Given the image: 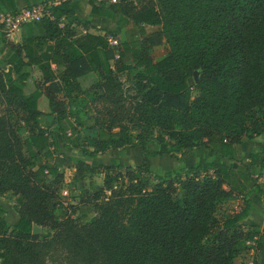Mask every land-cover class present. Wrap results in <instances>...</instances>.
I'll return each mask as SVG.
<instances>
[{"label":"trees","instance_id":"obj_1","mask_svg":"<svg viewBox=\"0 0 264 264\" xmlns=\"http://www.w3.org/2000/svg\"><path fill=\"white\" fill-rule=\"evenodd\" d=\"M73 1L46 4L38 22L20 27V43H6L0 195L18 200L19 219L9 226L0 207V264H238L237 254L253 248L241 244V227L252 210L249 196L264 202L262 153H241L244 139L264 131V0H88L99 17L105 16L99 6L112 4L113 27L103 35L88 32L97 20L74 18ZM16 12L15 0H0V16ZM115 28L126 35L117 54L107 42ZM147 49L167 52L154 61ZM127 57L137 71L134 95L122 92L115 76L126 70L121 61ZM110 61L114 71L106 69ZM32 66L41 73L43 90L38 86L27 95L26 69ZM57 94L68 103L92 96L86 109L91 115L79 117L75 126L87 135L93 149L88 156L113 153L111 166L92 171L105 172L101 189L81 194L94 212L84 224L67 212L57 218L63 175L47 164L30 167L38 155L60 150L54 132L38 127L45 116L38 109L41 95L49 114L57 115L64 104ZM152 129L166 152L144 143L142 133ZM131 130L140 133L136 143H130ZM125 148H139L142 164L134 171L124 166L128 183H119L116 155ZM200 149L209 159L190 168L150 169V158ZM142 174L154 180L151 189L143 186ZM237 197L239 211L220 222L218 202ZM33 225L48 233L32 235ZM257 243L264 245V226Z\"/></svg>","mask_w":264,"mask_h":264},{"label":"rangeland","instance_id":"obj_2","mask_svg":"<svg viewBox=\"0 0 264 264\" xmlns=\"http://www.w3.org/2000/svg\"><path fill=\"white\" fill-rule=\"evenodd\" d=\"M121 1L122 4H137L138 0H116V2ZM111 3V2H109ZM107 3L106 7L108 9V13H109V21L107 22L106 26L103 25V31H105L106 29H111L113 27V23L111 22V16L115 14V12H113L112 10H110L108 7L112 4ZM119 15V14H116ZM3 28V27H2ZM149 29V28H147ZM97 31H101L98 30ZM114 36H111L112 38H114L117 43L118 46L114 47V46H109L110 48H112L115 53L117 54L118 51L121 50L120 44L124 43L126 41V35H125V31L124 30H120L114 29ZM18 30H14L13 32H11L9 34V36H7V32L0 31V44L4 43L5 45V49L0 50V56L2 59H6V54L9 50L8 46H7V42L10 43H20L22 41V36L21 38L19 37L20 34L18 33ZM10 51V50H9ZM167 52V50H151V49H147V54L152 58V60L156 61L158 60L162 55H164ZM101 54V53H100ZM130 59L131 57H127L125 59H123L121 61V63L123 65H125L126 70L123 73H119L116 74V78L118 79V81L121 84V89L122 92L126 93L127 95H134L136 93V89L138 88V80L136 78L137 75V71L134 70L130 64ZM2 61V60H1ZM106 65V69L108 70L109 68L112 69L114 71L115 69V65L113 61H110L109 63L105 64ZM1 69V68H0ZM6 66L1 70H5ZM37 86H41L40 89L43 90V85L42 82H38ZM42 93L44 94V92L42 91ZM57 100H61L62 99V94H57L56 95ZM92 99V96H84V97H78L77 102H75L78 105H82L84 104L85 107L82 108V110H86L88 107V102ZM64 104H62V106L58 107V114L56 116V118H54L53 120H50L49 122H44L45 120H41L38 123V127L40 132H55L56 137L58 141L61 142L62 147H66V143L67 145H84L86 142V138H83L82 135H80L81 133L79 132V130L76 128L73 119H71L73 116L71 114L68 113L67 111V106L65 104V102H62ZM42 104V102L40 103ZM77 106V105H76ZM81 109V107L79 108ZM80 111V110H79ZM14 123L17 124L19 133H20V137L24 138L26 136V132L25 130L22 128L21 123L19 122L18 119L14 118L13 119ZM63 134H65V137L68 139L67 142L64 141L63 139ZM80 135V136H79ZM140 135V133L138 131H129L128 132V136L130 138V143H136V139L138 138V136ZM142 139L144 140V143L147 144L148 147H152L155 149H159L160 152H166L167 150V146L165 144H158L157 143V139L159 137V133L156 130H149L147 132L142 133ZM183 154H185V152H183ZM182 154V155H183ZM165 159L168 161L167 164H165V168L164 169H159L158 171H162V170H167L170 167L176 168L177 166H180L181 164V160L179 159L178 156H182L181 153H178L176 155L170 156L168 154H163ZM188 155V154H187ZM175 158L176 160L174 161L173 159ZM183 162V161H182ZM184 165V164H183ZM130 169L132 171H134L135 168L130 167ZM117 171L120 173V177L118 179L119 183H128L126 178L127 176H125V170L124 167H119L117 169ZM68 174V178L70 180L68 189H67V194L63 195L62 197L64 199H66V201H64L60 207H58L57 209H55V213L57 215V218H60L61 213L67 212L69 213L71 216L75 217L76 222L78 224H84V223H88L90 221L89 217H83V213L85 212L83 207H78L77 203L79 201V192L77 190L78 187L83 188L84 190H86V193H88L89 191V184L90 186L93 183H98L97 179L95 180V178L97 177L96 175H93L91 173H89L86 169V172L84 173L83 177H81L80 182L76 181V179L74 178L75 176V172L73 171V169L68 168L66 171ZM154 173V172H153ZM96 176V177H95ZM140 181L143 182V186H145L148 189H151V187H153L154 185V180L152 179V177L149 174H142L140 175ZM68 183V182H67ZM93 191V190H92ZM0 204H2L6 210L7 213L10 215L9 217V222H13L12 220L14 219L15 215L14 212H16V208L18 207V200L10 193H4L3 195H0ZM85 198V197H84ZM84 198H82L84 200ZM241 198H233V199H227V200H222L220 202H218L216 210H215V217L220 221L223 222L225 217L232 214L235 211H239V208L241 207ZM90 212H85L86 215L88 214L89 216L94 215V212L91 210H88ZM5 218V217H4ZM255 222H260L262 224V226H258V225H253V224H249V223H244L241 227L242 231L245 233L244 234V238L243 241L241 242L242 245L247 246V247H253V248H249V249H245L241 252H239L236 256V260L238 264H264V245H258V239H259V235L261 233V230L263 229L264 226V221L260 218L257 219L254 218ZM262 220V221H261ZM7 223V222H6ZM47 229H43L40 232V236H43L47 233Z\"/></svg>","mask_w":264,"mask_h":264},{"label":"crops","instance_id":"obj_3","mask_svg":"<svg viewBox=\"0 0 264 264\" xmlns=\"http://www.w3.org/2000/svg\"><path fill=\"white\" fill-rule=\"evenodd\" d=\"M61 1H64V0H49L48 2H46V0H15V7H16V11L18 12L28 7H32V6L43 7L46 4L48 5L58 4ZM99 7L101 10L105 12V16L99 17L97 15L92 14L91 6L89 5L88 0H75L71 4V8L73 10V16L74 18L77 19L78 22H84L86 20H91V19L97 20V23H95L96 25L95 29L91 28L90 30H88L89 33L94 34V35H103L104 34V31L102 29L103 25L106 26L107 22L109 21V13H108V9L106 5L102 4ZM2 23H3V16H0V31H2L3 29ZM97 29L101 31H97ZM18 31H19L18 33L20 34L19 37L21 38V30H18ZM3 48H5V45L4 43H1L0 50L4 51L5 49ZM9 55H10V51L8 50L5 60L2 59L0 56V61L2 60L0 68L2 69V67L4 68L6 66V69L4 71H7L8 69V65L6 61ZM52 70L54 71L55 75H59L60 72H58L54 66H52ZM26 71L28 72L29 77L26 81L24 91L27 95H29L37 90L38 82H43V80H42L41 73L37 66L28 67ZM56 82H60L58 77L56 78ZM46 86L47 84L44 85V87ZM62 101L65 102L66 106L68 107L67 108L68 113L73 116L71 119H73L74 124H76L77 119L79 117L84 118V117H88L91 115L90 112H88L87 110H82V108H84L83 104L80 106L76 103H68L69 101L67 98H63ZM41 102L42 104H40ZM80 107L81 109H79ZM38 109L42 113L45 114V116L42 119L45 120L44 122L46 123L49 122L50 120H53L57 116L56 113L49 114L50 113L49 104L44 95H41L39 99ZM80 133H81L80 135H82L83 138H86L87 135L85 134V132L80 131ZM53 134L56 137L55 132ZM56 140L58 141L57 138ZM58 143L60 146V150L58 153L53 154L50 149V152H51L50 156L46 157L42 154L38 155L32 161L30 167L32 170H35L39 165L47 164L50 166H54L58 170V172L63 175V184L58 193L59 198H60V204L66 201V199H64L62 196L67 194V189L69 186L67 184H69L70 182L68 175H67L68 173L66 172L68 168L73 169V171L75 172L74 178L76 179L77 182L78 181L80 182L81 177H83L84 173L86 172V169L89 173L96 175L97 177L95 176L96 177L95 180L97 179L99 184L93 183L91 186L89 184V190L91 191H89L88 193H94V192L99 191L101 189L103 180L105 178V172L96 174V173H93L92 171L93 169H96L99 167L111 166L112 160H113V153L111 151H106L104 153L99 152L95 154L94 156L90 157L88 155L93 152V149L88 147L87 143H85L84 145L75 144V145H70V146L69 145L67 146L66 144V147H62L60 141H58ZM150 149L159 150V149H155L152 147H150ZM258 152L262 153L261 159H264V131L259 135H253L251 138L244 139L241 145V153L243 155H249L251 153H258ZM178 157L181 160V163H180L181 166L190 168L197 161H200V162L207 161L210 157V154L207 152V150L200 149V150L187 151L185 152V154H183L182 156H178ZM116 160L118 162L119 167H122V166L124 167L128 165L129 167L135 168L142 164V154L139 148H125L122 150H118L117 155H116ZM173 160L175 161L176 159L174 158ZM148 162H149L151 171H157L159 169H164L165 168L164 166L165 164H167L168 161L165 159L164 155H161V156L158 155L156 157L150 158ZM78 167H80L82 170V172H80V175L77 173ZM172 168H173V165L169 169H172ZM262 175H263L262 181H264V169L262 170ZM52 178H53L52 175H47L48 180H51ZM77 190L79 192V196H78L79 201L77 203L78 207H83L85 212L87 213L90 212L88 210L93 211L92 208H90L89 206H86L83 202H81V198H82L81 194L82 192L85 193L86 190L80 187H78ZM249 200L252 203V210L247 220V223L262 226L260 222H255L254 218L257 217L258 219L261 217V219L264 221L263 199L255 195H251L249 196ZM0 207L4 209L6 212L4 216L5 217L4 220L7 222L9 226H13L19 219L18 214L14 212L15 217L12 220L13 222L11 223L8 221L10 215L7 213L6 208L2 204H0ZM85 212L82 215L83 217H89V219H91L94 216V215L89 216L88 214L86 215ZM71 217L75 219V217L73 216ZM40 232H41V229L39 228V234ZM0 263H1V260H0Z\"/></svg>","mask_w":264,"mask_h":264},{"label":"built area","instance_id":"obj_4","mask_svg":"<svg viewBox=\"0 0 264 264\" xmlns=\"http://www.w3.org/2000/svg\"><path fill=\"white\" fill-rule=\"evenodd\" d=\"M109 2L115 3L116 0H109ZM42 14L43 7L32 6L14 14L3 16V31L7 32V36H9L14 30H20V27L24 24L38 22ZM107 42L109 46H118L117 41L112 37H108Z\"/></svg>","mask_w":264,"mask_h":264},{"label":"water","instance_id":"obj_5","mask_svg":"<svg viewBox=\"0 0 264 264\" xmlns=\"http://www.w3.org/2000/svg\"><path fill=\"white\" fill-rule=\"evenodd\" d=\"M197 72H194V79L195 81H197ZM39 234V227H37L36 225H33L32 227V235H37Z\"/></svg>","mask_w":264,"mask_h":264}]
</instances>
